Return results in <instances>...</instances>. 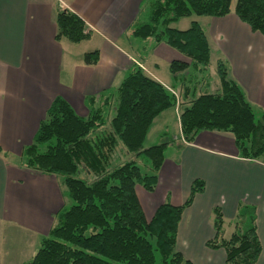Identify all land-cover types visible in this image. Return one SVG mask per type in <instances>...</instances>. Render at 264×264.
Listing matches in <instances>:
<instances>
[{"label":"crops","instance_id":"crops-1","mask_svg":"<svg viewBox=\"0 0 264 264\" xmlns=\"http://www.w3.org/2000/svg\"><path fill=\"white\" fill-rule=\"evenodd\" d=\"M143 1L0 0V264L31 260L38 243L67 205L62 179L27 168L22 158L24 148L33 142L57 96L63 97L79 115L87 116L86 98L117 88L134 65L168 89L180 90L174 84L170 64L190 60L166 43L151 46L142 59L138 39L130 35L142 15ZM235 6L232 1L228 15H193L180 18L172 27L178 28L175 23L187 18L191 20L180 29L198 21L206 30L211 59L215 52L217 62H224L228 76L242 87L255 112L261 114L264 35L242 21ZM59 9L80 16L89 38L78 43L57 38ZM96 49L99 61L85 64L84 54ZM202 91L219 92L220 79L207 81ZM177 110L180 105L163 111L147 134L149 138L152 128L160 122L164 127L157 135L160 138L164 134L162 137L170 141L172 116L179 131L174 135H179L180 141L168 145L155 190L137 188L146 218L150 220L166 201L175 206L184 204L194 180L202 179L204 190L195 195L180 220L177 249L192 264H227L223 248L207 245L216 235L214 208L221 209L223 235L230 237L239 204H252L256 206L262 245L254 264H264V156L254 160L240 156L229 132L201 131L194 141H185Z\"/></svg>","mask_w":264,"mask_h":264},{"label":"trees","instance_id":"trees-1","mask_svg":"<svg viewBox=\"0 0 264 264\" xmlns=\"http://www.w3.org/2000/svg\"><path fill=\"white\" fill-rule=\"evenodd\" d=\"M232 1L142 2V14L144 5L150 7L147 20L141 15L130 32L140 43L142 59L151 46L166 43L190 60L170 64L179 98L134 65L117 88L86 98L87 116L79 115L61 96L52 101L33 142L24 148L23 164L60 177L73 204L58 213L41 247L24 264H157L156 252L160 264H192L177 249L178 226L185 208L204 190V181L194 180L184 204L166 201L150 220L137 188L148 192L156 188L166 149L173 141L150 146L145 141L155 118L177 105L182 107L178 117L185 141H194L201 131L229 132L240 156L250 160L264 156V112H255L223 61L217 64L220 91H202L207 76L201 75L211 62L204 27L196 20L187 29L172 27L180 18L193 15H228ZM235 13L264 35V0H237ZM57 26V38L78 43L90 36L85 21L69 10H58ZM99 57L96 49L86 52L83 61L94 65ZM142 159L150 161L152 172L142 171ZM256 220V206L240 203L235 229L227 238L222 211L215 207L216 235L207 245L223 248L227 264H254L262 252Z\"/></svg>","mask_w":264,"mask_h":264},{"label":"rangeland","instance_id":"rangeland-1","mask_svg":"<svg viewBox=\"0 0 264 264\" xmlns=\"http://www.w3.org/2000/svg\"><path fill=\"white\" fill-rule=\"evenodd\" d=\"M236 1L237 0H233V4H235ZM149 10H150V7L148 5H144L143 14H142V20H147L148 14L150 12ZM193 17H198V16L194 15ZM190 20L191 19H189V18L183 19V20H181V21H179V22H177L175 24L180 29L181 27L184 26L185 23L189 22ZM201 22H202V20H201ZM217 63L218 62H217L216 53L214 52L212 54V59H211L210 65L208 66V68H206V70L204 71V74L201 75L202 77L203 76H207L206 81H209V82L213 83V81L218 80L219 76H218V73H217ZM190 70H191V68H190ZM205 83L206 82L202 83V87H204V84ZM174 84H176L178 86V82H175ZM181 108L182 107L180 106V110H177L176 111L177 116L180 113ZM171 111L173 112V109H171ZM113 114H114V109L112 108L111 111H110V116H112ZM173 114H174V112H173ZM174 117H175V114H174ZM172 119L173 118L171 116L170 117V120H169V121H171V124H169V131H168V133H169L168 136H170L169 137V140L170 141H173V142H176V143H179L180 139L177 138V137H179V135H174L175 132L179 134L178 124L176 122L177 125H175V123H174V121ZM163 127H164V125L162 123L158 122L152 128V132H151L149 138H147V140L145 141V146H150V145L157 144V143H160V142L165 141V138L162 137L164 134L160 138H159V135H157L162 130ZM171 138H173V139H171ZM139 165L142 168V171L143 172H145V173L152 172V166H151V163H150L149 160L142 159V160L139 161ZM63 187H64V192H65V195H66V198L65 199L67 201L66 208H69V207L72 206L73 200L69 196V192H68L67 187L65 185H63ZM233 226H234V229H235V222H234ZM38 244L39 245H38V247H37L36 250H38L41 247V243H38ZM29 245H30V243H29ZM25 249H27V248L25 247ZM156 256H157V264H160L161 259H160V255H159L158 252H156Z\"/></svg>","mask_w":264,"mask_h":264},{"label":"built area","instance_id":"built-area-1","mask_svg":"<svg viewBox=\"0 0 264 264\" xmlns=\"http://www.w3.org/2000/svg\"><path fill=\"white\" fill-rule=\"evenodd\" d=\"M169 90H170L173 94H175L177 98H179V94H178V92H177L176 90H173V89H171V88H169ZM178 104H179V102H178Z\"/></svg>","mask_w":264,"mask_h":264}]
</instances>
